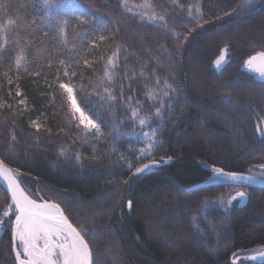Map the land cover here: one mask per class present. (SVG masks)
Segmentation results:
<instances>
[{"label": "trees", "instance_id": "1", "mask_svg": "<svg viewBox=\"0 0 264 264\" xmlns=\"http://www.w3.org/2000/svg\"><path fill=\"white\" fill-rule=\"evenodd\" d=\"M145 2L0 0V159L19 170L33 198L60 204L86 233L94 264H232L236 254L264 246V189L240 188L246 201L229 212L206 206L191 215L233 187L186 188L207 180L205 165L250 174L264 164V138L256 130L264 119V82L242 69L250 54L264 51V0L244 10L238 6L247 0H147L148 11L165 17L155 23L129 9ZM190 5L194 14L199 6L209 23H190ZM225 45L227 60L215 70L212 62ZM113 51V79L101 83ZM17 56L23 57L19 68ZM69 77L81 107L101 123L102 136L85 141L70 121L59 89ZM158 79L176 89L163 98L161 118L154 116L161 97L147 95ZM105 87L117 97L111 107L96 94ZM133 108L152 118L151 127L141 130ZM151 128L157 147L138 160L142 132ZM161 157L167 163L133 175L140 163ZM8 203L0 187V217ZM182 209L190 211L187 217ZM205 220L220 227L212 231ZM0 264H14L8 229L0 236Z\"/></svg>", "mask_w": 264, "mask_h": 264}, {"label": "snow or ice", "instance_id": "2", "mask_svg": "<svg viewBox=\"0 0 264 264\" xmlns=\"http://www.w3.org/2000/svg\"><path fill=\"white\" fill-rule=\"evenodd\" d=\"M55 0H44V4L49 6L53 4ZM122 3L126 5V0H122ZM175 3V0H173ZM252 0H247L244 5L238 6L241 10L251 7ZM141 8H151L150 3L145 2V4L140 5ZM192 6L188 7V16L191 18L190 23H194L196 28H200L204 24L209 23L208 20L204 19L203 13L201 12L199 6L196 7L195 14L191 10ZM236 12V10H233ZM236 12V15H239ZM141 17L147 16V19L153 23L156 21H164L165 17L163 15H158L155 12L150 14L146 12H140ZM225 16L232 15L230 12H225ZM83 22V21H82ZM12 21H9L11 25ZM167 27V25H163ZM3 25H0V29H3ZM81 39L84 37L81 36ZM106 37L100 35L98 40L103 42ZM177 39H179L177 35ZM187 39V37H185ZM93 46H95L96 41H93ZM230 49L227 45L220 50V54L213 64L215 67L219 68L223 63L226 62L227 54ZM118 55L117 51H113L112 55L108 57L107 64L104 70V76L101 78V83L104 78L108 81H112L113 73H110L109 68L116 65V57ZM23 57L17 56L16 66L19 68L21 66V61ZM63 63V61H61ZM85 65H89V61H84ZM244 67L251 72L259 74V76L264 79V51H257L252 55H249L244 60ZM6 75V74H5ZM72 75H75L73 73ZM64 76L68 77L69 72L65 71ZM11 83V79L8 81ZM157 87L155 89H149L147 95L151 99H155L157 96L161 97L160 107L155 109L154 116L156 118L162 117L161 109L165 107V101L163 98H171V94H175L176 89L173 84L165 79L161 84L160 80L156 81ZM76 85L71 82L69 77V82H60L59 89L63 90L66 97V107L70 113V121H75V127L82 132L83 138L86 141L89 136H102L101 123L97 121L96 117L91 116L87 113L86 109L81 107L82 102H78L77 93L74 91ZM100 96V99L104 101V105L111 107V103L114 102L117 97L114 96L109 87H105V92L103 94L96 93ZM17 96L20 95L19 90L16 93ZM227 102H230V98H225ZM131 97L128 98L129 102ZM20 103H24L23 100ZM139 104V101H136ZM103 106V105H102ZM133 118H138L141 130L144 127H151L152 118L148 116H139L138 109H132ZM264 123V121H262ZM31 127L35 128L37 132L40 131L41 125L35 120L31 122ZM257 132L264 136V128L257 125ZM156 135V129L151 128V131H143V140L151 141L148 149H141V154L139 159L148 158L152 155L151 149L157 147V142L154 137ZM78 160L80 156L76 157ZM170 159V158H169ZM167 163L163 157L160 160L151 159L149 163H140L139 166L134 168L133 175H139L146 172L152 167H156L159 164ZM210 167L211 175L207 177L209 182L225 181L231 182L230 187L233 188H246L255 184H264V164L259 165V172L253 173L252 169H248V173L230 172L225 171L221 167L208 166ZM133 165H129L131 169ZM0 178L7 184V192L11 194V203L8 205L10 211H6L3 217H0V224L8 222L11 224L13 231V243L14 251L16 256V264H94L92 261V253L89 247V242L86 241L85 235L82 234L81 230H78L69 221V218L65 215L64 210L61 208L60 204L43 200L42 197L39 199L41 202L37 201V198H33L28 190L21 187L22 176L18 169H12L5 163L4 160L0 159ZM27 193V194H26ZM248 193L246 191H236L235 195L231 196L228 200V204L233 201L240 199L243 200ZM207 203H214L205 201ZM223 203V201H220ZM132 206L131 201H128V207ZM11 215L15 216V220L11 221ZM7 218V221L5 220ZM18 242V243H17ZM248 260L259 261V264H264V246L262 250L257 252L255 255L247 256Z\"/></svg>", "mask_w": 264, "mask_h": 264}, {"label": "rangeland", "instance_id": "3", "mask_svg": "<svg viewBox=\"0 0 264 264\" xmlns=\"http://www.w3.org/2000/svg\"><path fill=\"white\" fill-rule=\"evenodd\" d=\"M129 9H131V11L132 12H134V13H136V14H139L140 15V12H146V13H148V14H150L151 12L150 11H148L146 8H141L140 7V4L138 5V4H132V5H129ZM141 16V15H140ZM143 19H147V16H145V17H142ZM255 53V52H254ZM218 58V57H217ZM216 58V59H217ZM215 59V60H216ZM226 60H227V57H226ZM214 62V61H213ZM213 62H212V67L215 69V70H219V68L224 64H222L219 68H217V67H215L214 66V64H213ZM243 68L247 71V72H249L254 78H256V79H258V80H261V81H264V79H262L260 76H259V74H257V73H254V72H251V71H249L248 69H246L244 66H243ZM262 121H264V119L263 118H260L259 119V123H258V125L261 127V128H264V123H262ZM257 135H258V137H260V138H264V136H261L258 132H257ZM12 136H13V133H12ZM233 141L234 140H236V139H232ZM238 142L240 143V141L238 140ZM151 143V141L149 140V141H145V140H143V148L142 149H148V146H149V144ZM9 145H11L10 143H8V146ZM10 147V146H9ZM151 152H152V149H151ZM150 157V156H149ZM148 157V158H149ZM155 169V167H152V168H150V169H148L146 172H150V171H153ZM252 170H253V173H257L258 174V172H259V166H254L253 168H252ZM145 173V172H144ZM143 174V173H142ZM222 181V180H221ZM217 182H220V181H217ZM236 191H244L243 189H240V188H233L229 193H227V194H225V195H222L221 197H219V198H217V199H214V200H208L209 202H214V203H207V204H205V202H204V205L205 206H213V207H216L221 213H226V212H229L231 209H233V208H236V207H239V206H241V205H243L244 203H245V201H246V198H247V196L243 199V200H240V199H237V200H235V201H233L231 204H228L227 202H228V200L231 198V196H233V195H235V192ZM59 196V195H58ZM60 197V196H59ZM220 201H223V203H220ZM10 204V202L8 203V205ZM8 205H7V207L5 208V210H4V213L6 212V211H10V209L8 208ZM75 207H77V208H80V206H78V205H74ZM201 207V205L198 207V208H196L195 210L193 209L192 211H191V215H194V213L196 212V211H198L199 210V208ZM181 212H183L184 214H185V216L187 217L188 216V213H190V211H188L187 210V212H186V210H181ZM4 213H3V215H4ZM70 213V212H69ZM71 214V213H70ZM3 215H2V217H3ZM71 216L73 217V219L79 224V225H82V220L80 221V219L78 218V216H74L73 214H71ZM191 217H193V216H191ZM225 217V216H224ZM5 220L7 221V218H5ZM15 220V216L14 215H11V221H14ZM208 220H205V222H206V225H207V227L210 229V230H212V231H214V228H218V227H220L219 225H212V223L210 222L209 223V221L207 222ZM5 225L6 226H10L11 227V224L10 223H8V222H5ZM193 233V232H192ZM201 236V235H200ZM262 250V248H257V249H254V250H251V251H249V252H246V253H238V254H236L233 258H232V264H251V263H257V261H251V260H248L247 259V256H250V255H255L257 252H259V251H261ZM206 253H208L209 254V249H207L206 247H205V250H204ZM13 260L15 261V257L13 256Z\"/></svg>", "mask_w": 264, "mask_h": 264}, {"label": "bare ground", "instance_id": "4", "mask_svg": "<svg viewBox=\"0 0 264 264\" xmlns=\"http://www.w3.org/2000/svg\"><path fill=\"white\" fill-rule=\"evenodd\" d=\"M252 54H254V53H252ZM252 54H250V55H252ZM219 56V55H218ZM217 56V57H218ZM216 57V58H217ZM215 58V59H216ZM214 59V60H215ZM243 66H244V64H243ZM243 66H242V69L243 70H245L244 68H243ZM220 69V68H219ZM246 71V70H245ZM247 72V71H246ZM247 73H249V72H247ZM250 74V73H249ZM251 75V74H250ZM252 76V75H251ZM253 77V76H252ZM254 78V77H253ZM255 80H258V79H256V78H254ZM258 81H261V80H258ZM262 82H264V81H262ZM141 138H143V136L141 137ZM220 182H225V181H220ZM218 182H209L208 180H205L204 182H201V183H198V184H196V185H193V186H191V187H188V188H186V189H188V190H195V189H197V188H199V187H201V185L202 186H204V185H211V184H217ZM228 183V182H227ZM21 187L22 188H25L22 184H21ZM26 189V188H25ZM3 190V189H2ZM27 194V193H26ZM219 198V197H218ZM46 201H49V200H46ZM205 202V201H204ZM206 206L204 205V203H202L201 204V207L200 208H205ZM5 229H8L9 230V232H10V250H11V252H12V256H14L15 257V261H14V264H16V256H15V251H14V243H13V240H12V227H10V226H6L5 225V223H3V224H0V236H1V234H2V232L5 230ZM18 243V242H17ZM92 258V261H93V257H91Z\"/></svg>", "mask_w": 264, "mask_h": 264}, {"label": "water", "instance_id": "5", "mask_svg": "<svg viewBox=\"0 0 264 264\" xmlns=\"http://www.w3.org/2000/svg\"><path fill=\"white\" fill-rule=\"evenodd\" d=\"M149 163V162H148ZM202 186V185H201ZM0 187L3 189V191L6 193L9 201L11 202V194L7 192V184L0 178ZM253 188H263L264 189V184H255L251 185ZM38 202H41V200H38ZM52 202V201H50ZM12 240H13V231H12Z\"/></svg>", "mask_w": 264, "mask_h": 264}]
</instances>
